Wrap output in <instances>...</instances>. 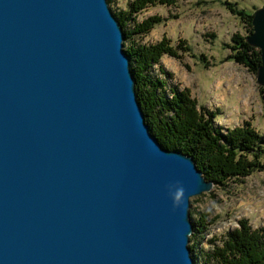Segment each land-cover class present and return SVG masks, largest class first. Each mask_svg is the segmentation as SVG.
Instances as JSON below:
<instances>
[{
    "label": "water",
    "instance_id": "1",
    "mask_svg": "<svg viewBox=\"0 0 264 264\" xmlns=\"http://www.w3.org/2000/svg\"><path fill=\"white\" fill-rule=\"evenodd\" d=\"M251 24L264 86V3ZM134 86L107 0H0V264H195L189 199L213 184Z\"/></svg>",
    "mask_w": 264,
    "mask_h": 264
},
{
    "label": "rangeland",
    "instance_id": "2",
    "mask_svg": "<svg viewBox=\"0 0 264 264\" xmlns=\"http://www.w3.org/2000/svg\"><path fill=\"white\" fill-rule=\"evenodd\" d=\"M129 1L112 0L111 9L124 10ZM225 2L253 13L264 0H176L174 5H150L137 13L135 22L152 15L164 19L148 32L134 35L131 42L155 43L165 37L176 45L183 40L189 51H178L180 58L162 55L150 69L152 76H162V68L168 85L189 89L198 105L215 110L213 122L217 126L231 128L246 121L264 132V86L257 83L256 72L228 58L226 47L232 34L244 36L247 29ZM132 26L130 22L128 27ZM190 209L194 218L207 212L206 220L210 221L195 251L194 263L204 264L221 245L225 233L238 226L239 219H247L252 227L264 226V170L251 173L242 182L213 185L209 191L190 197Z\"/></svg>",
    "mask_w": 264,
    "mask_h": 264
},
{
    "label": "trees",
    "instance_id": "3",
    "mask_svg": "<svg viewBox=\"0 0 264 264\" xmlns=\"http://www.w3.org/2000/svg\"><path fill=\"white\" fill-rule=\"evenodd\" d=\"M107 1L111 9L112 0ZM175 1L130 0L124 10L111 9L122 29L123 49L134 78L136 99L149 131L162 147L180 150L191 156L204 178L214 186L224 187L229 181L242 182L251 173L264 170V132L246 121L231 128L217 126L213 122L215 110L198 105L189 89L168 85L162 68H159L162 76H152L150 69L162 55L180 58L178 51H189L183 40L176 45L165 37L155 43L131 42L134 35L148 32L164 19L152 15L136 23L137 13L150 5H174ZM225 4L231 13L239 17L249 34L252 13L239 9L235 3ZM130 22L133 23L132 28L128 27ZM247 35H231L230 42L226 44L230 50L228 58L255 73L260 64V51L247 43ZM126 42L130 43L125 45ZM193 211H189L192 232L188 246L196 260L198 242L210 221L206 220L207 212L194 218ZM204 264H264V226L252 227L247 219H239L238 226L225 233L221 245L214 248Z\"/></svg>",
    "mask_w": 264,
    "mask_h": 264
},
{
    "label": "clouds",
    "instance_id": "4",
    "mask_svg": "<svg viewBox=\"0 0 264 264\" xmlns=\"http://www.w3.org/2000/svg\"><path fill=\"white\" fill-rule=\"evenodd\" d=\"M177 195H178V193H177Z\"/></svg>",
    "mask_w": 264,
    "mask_h": 264
}]
</instances>
